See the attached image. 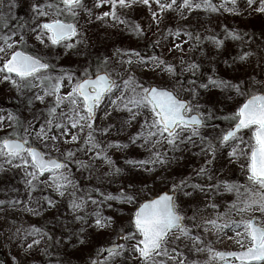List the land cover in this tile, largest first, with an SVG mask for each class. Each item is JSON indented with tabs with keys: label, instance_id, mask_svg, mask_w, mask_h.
Here are the masks:
<instances>
[{
	"label": "snow or ice",
	"instance_id": "1",
	"mask_svg": "<svg viewBox=\"0 0 264 264\" xmlns=\"http://www.w3.org/2000/svg\"><path fill=\"white\" fill-rule=\"evenodd\" d=\"M141 3L151 7L154 2L156 10L151 11V17L158 26L160 18L168 9L180 11L187 9L205 8L212 11H218L216 5L211 0H94L93 8L109 5V11L101 12L96 15L97 20H106L111 18L117 23H124L128 26L129 31L136 36L145 35V28L140 23L129 21L127 17L122 18L118 13V8H132L135 4ZM248 6L258 3L259 12H264V0H247ZM233 7L228 11H235L237 0H231ZM15 0H9L7 5V15L3 12L5 7L4 0H0V21L3 27L8 29L3 35H0V73H3L2 80L13 85L18 92L23 94L26 89H36L33 99L43 102L46 97L51 96L52 100L47 108V118L39 125L36 136L44 141H51L52 147L55 148L56 142L70 137L71 141L79 140V132H83L85 127L88 129L84 141L85 146H90L89 151H94L96 158L103 157L108 164L113 161L108 156L105 147L96 139L94 132L96 112L99 106L109 99L110 106L127 110L129 121L135 120L142 112L145 115L140 131L131 137V141H142L141 147L145 143L151 145L150 155L143 160H129L128 163L134 167L145 168L146 165H167L170 157L168 152H176L186 144H195L193 137H199L200 143L204 145L202 152H211L215 158L219 148L222 146L230 147L229 156L238 158L241 155L246 156V179L247 184L240 185L236 182L220 180L216 184L202 185L199 183L190 184V176L173 181L171 189L157 194L154 197L146 198L128 186L127 189L121 188L116 194L101 193L105 200H119L128 204L135 205L132 213L131 226L132 230L124 233L118 240L123 243L113 242L109 247L101 249L98 256L100 260H91L90 264H117V261L130 253L129 258L134 259L135 264H189L181 244L184 240H189L192 250L196 253H209V261L203 264H210V261L219 260L220 264H264V87L261 90H242V85L224 80L218 76H210L207 83H199L196 80L187 81L191 87H185V82L180 79L184 72L195 75L200 68V64L195 61L186 62L181 58L180 65L166 60L162 55H142L141 51L136 48L116 49V55L120 58V65L127 64V79H121L117 83V77L102 65L109 63V57L105 56L97 64L94 71L85 68L83 75L77 77L74 72L60 69L59 73L55 71V66L48 62L47 58L34 55L23 50L26 43L24 38V29L28 22L12 25V11L16 7ZM31 10L34 13L32 19L35 21L40 17L47 19L36 23L30 30L35 34V38L49 47L63 45L65 49L74 48L77 44L84 42V34L79 26L80 12H87L89 16L93 15L92 8L87 7L85 0H44L43 3H32ZM169 36L181 38L187 36V41L180 39V43H173L169 51H183L182 45L189 43L191 47H197L201 43V37L194 35L191 31L177 28L175 31L168 29ZM17 35L20 39H14ZM226 35L233 39L240 37L236 32L228 30ZM203 39L210 40L217 47L223 45L215 35L205 36ZM157 45L159 41L155 42ZM191 50V48H190ZM251 53L245 52L240 59H246ZM135 63L150 70H159L160 73L166 74L169 78L168 83L157 84L150 81L141 83L131 71V66ZM119 75V74H118ZM65 80L68 81L70 91L62 92L65 86ZM264 85V82H262ZM209 87L220 89L235 90L238 96L243 98L242 103L234 112L228 113L222 119L229 121V127L222 130L221 136L217 138L214 144L207 137L201 135V128L205 127L207 121L211 118L212 112H202L199 104H193L191 100L184 98L181 92H191L193 97H198V89H208ZM179 89V90H178ZM119 95H116V93ZM113 97H115L113 99ZM32 103V100H29ZM67 105L66 110L59 111L62 106ZM109 115V113H105ZM9 119L18 118L10 116ZM3 120V117H0ZM108 127L99 129L102 133L109 131ZM61 130L55 134L53 129ZM76 129V132L72 130ZM243 130H248L251 135L245 142ZM35 131V129H33ZM31 133L28 129L24 130L21 136L18 132L13 133L14 138H0V156L7 158V163L11 164L13 160H19L17 167L24 166L26 169L25 183L29 188V199L31 192L37 188L34 183L45 173L49 174L52 186L61 195L69 186L74 184L70 179L71 173L66 170L68 165L66 159L74 156L72 150H68L65 159L54 157L50 153L41 151L35 146H31L27 139ZM123 146L119 142H110L107 147ZM162 149V150H161ZM247 149V151H246ZM56 151H59L56 148ZM81 167H87L83 161H76ZM211 161H206V164ZM115 172L119 173L122 169L116 167ZM146 171L153 169L145 168ZM196 176H207L209 180L212 176L209 170L202 166L196 172ZM47 183V181H44ZM191 187L194 190L199 189L201 192L220 189L226 192H234L236 199L232 201L230 208L224 213H218L216 218L205 220V225H210L218 233L224 229L242 228L243 232H237L236 236L240 237L238 251H218L210 244L201 248L198 243H203L200 235H193L192 229L185 223V216L177 202V193ZM97 191H99L97 189ZM185 196L191 193L184 191ZM73 199L70 206L74 212L86 207L87 201L84 196H76L72 193ZM88 200L97 205L96 210L92 213L95 217L91 226L96 229H106L111 227L115 221L111 216L102 214L100 202L93 199L90 194H86ZM47 203L52 206L55 201L51 197H44ZM21 203L19 200H0V205H16ZM109 208L111 204L107 205ZM212 208L219 207L211 204ZM39 204L37 209L26 206L27 211H34L39 214ZM229 210L237 212L252 213L249 218L239 221L227 218ZM259 212L257 217L254 213ZM76 220L87 221L86 215H76ZM196 219L195 215L191 218ZM19 233L20 229L16 230ZM84 231L83 228L80 229ZM26 235L29 230H25ZM41 230L31 226L30 233L33 236L40 235ZM120 232H124L121 228ZM246 242V243H245ZM39 240L34 239L33 244H38ZM106 253V256H102ZM175 253V255H173ZM231 257L232 259H227ZM191 264H199L198 261H191Z\"/></svg>",
	"mask_w": 264,
	"mask_h": 264
},
{
	"label": "rangeland",
	"instance_id": "2",
	"mask_svg": "<svg viewBox=\"0 0 264 264\" xmlns=\"http://www.w3.org/2000/svg\"><path fill=\"white\" fill-rule=\"evenodd\" d=\"M15 2L17 6L12 11V25L21 24L25 21L28 22V26L24 29L23 33L26 40V43L22 46L23 50L47 58L48 62L55 66L57 73H59L60 69H65L74 72L77 77H80L83 75L85 68L94 71L102 58L107 56L109 57V63L102 66L107 67L113 76L117 77V83L119 84L121 79H127L125 69H128L129 66L127 64L120 65V58L116 55L115 50L136 48L138 51H141L142 55H162L164 59L172 61L177 65H180L181 58L186 62L195 61L200 64L199 71L202 68L208 71L204 78L205 83H207L208 77L218 76L232 83L241 84L242 90H261L264 87L262 85V82H264V40L255 37L257 36L256 34H259V36L264 34V12L256 10L259 6L258 3L249 7L247 0H237L235 11H228V8L233 7L231 0H211L216 5L218 11L205 8L192 9L191 11L187 9L180 11L168 9L161 16L158 26L151 17V11L157 9L154 2L151 4V7L138 2L132 8H118L117 11L122 18L127 17L129 21L138 22L145 28V33L148 37L143 40V36H136L129 31L128 26L124 23H117L110 17L106 20H97L95 18L96 15L109 11L110 6L105 4L101 7L93 8L94 0H85L87 7L92 8L93 15L89 16L87 12H80L79 26L81 32L84 34V42L77 44L74 48L65 49L63 45L49 47L41 43L30 30L35 27L36 23L47 19L45 17H40L35 21L32 19L34 13L31 10V4L34 2L43 3L44 0H15ZM181 2L182 0H177L178 4ZM4 3L3 12L7 15L9 0H4ZM194 14H197V16L195 17ZM221 16L227 18L226 22L223 21L224 19ZM227 26H229V30L236 32L240 38L233 39L231 36L226 35L224 28ZM177 28L191 31L194 35H199L201 37L200 45L191 47L189 43H185L182 45L183 51H169L173 43H180V39L187 41V36L176 38L167 34L168 29L175 31ZM5 32H8V29L4 28L3 22L0 21V35H3ZM212 35L223 41L221 47H217L210 40L203 39L205 36ZM14 39L18 40L20 36L17 35ZM156 41H159L158 45L155 43ZM245 52L251 53V55L246 59H240ZM0 55H3L5 59L7 58L4 54ZM233 55H235L236 61L233 65H230L229 61ZM227 56H229V61L226 60ZM232 58L234 59V57ZM131 71L134 72L136 79L141 83L145 81L157 84L169 82L168 76L160 73L159 70H150L135 63L131 66ZM197 73L193 75L192 73L184 72L181 75L180 79L185 82V87L192 86L187 81H200L196 77ZM2 75L3 73H0V117H3V120H0V134L7 133L6 137L14 138V132L24 134V130L28 129L31 133L27 137L30 145L36 146L41 151L50 153L52 156L61 159H65L66 152L72 150L71 148L75 144L85 140L88 133L87 127H85L83 132H79V140L73 142L70 137L67 140L62 138L56 142L55 148L52 147L50 140L44 141L37 138L35 133L39 130V125L47 118V108L51 103L52 97H46L43 102L35 100L33 97L37 91L36 89H26L21 94L9 82L3 81ZM200 83L202 82L200 81ZM209 88L205 90L198 89V97H193L191 92H181V95L191 100L193 104H199L202 112H212V116L207 121L206 126L201 128V135L207 137L215 144L217 138L222 134V124L226 122L222 117L234 112L239 104L242 103L243 98L238 96L235 90L232 89ZM68 91H70V87L68 81L65 80L62 92ZM116 95H119V93L117 92ZM30 99L32 103H29ZM66 108L67 105L62 106L61 109H58V112L64 111ZM106 112L109 115L106 116ZM129 115L127 110L110 106V101L107 98L96 112L95 126L97 130L94 132V135L97 141L105 147L113 164H108L103 157L96 158L94 156L95 150H88L90 146H85L82 148L84 152H80L76 156L74 154L71 159L66 160H73L77 157L80 161L87 164L88 170L92 167L88 177H91L95 181L105 178L107 174L108 176L114 175L116 167L122 169L123 174L116 177V179L114 178L115 189H113V194L118 193L121 188L127 189L131 185L140 196L151 198L171 188L173 181H178L180 178L186 176L192 178L189 182L190 184H216L220 180L236 182L240 185L247 184L246 156L241 155L238 158L230 157V147L222 146L219 148L215 158H213L211 152L201 151L204 145L200 143L199 137L192 138L195 141L194 145L186 143L182 149H178L176 152H168L170 160L167 165L153 166L149 164L145 168L153 169L152 171H146L145 168L137 167V171L130 172L127 167L129 165L128 161L146 159L150 155L151 145L145 143V146L141 147L142 141L132 142L130 139L135 133L140 131L144 117L148 114L142 112L135 120L131 121H129ZM10 116L18 119H9ZM108 126L111 127L107 133L99 131L101 127ZM60 131L59 129H53L55 134H59ZM72 131L76 132L77 130L73 129ZM242 134L244 135L245 142H247L251 133L248 130H243ZM110 142H119L120 145H126V147H107ZM56 148L59 151H56ZM209 160L211 163L206 164V161ZM0 161H2L0 165L6 166L8 164L6 157L0 156ZM18 164H20L19 160H13L8 166L18 168L20 169L18 173L23 172L25 174V167H17L16 165ZM202 166L209 170V174L212 176L211 180L207 176H196V172ZM66 171L69 172V167ZM11 177L14 176L11 175ZM41 179L42 186H45L42 187L45 188V192L49 193L53 199L56 198L57 194L55 193L58 192L52 186L49 174L45 173ZM44 181H47V183H44ZM184 191L191 193V195L185 196L183 194ZM235 199L236 194L234 192H226L222 187L218 190L213 189L206 192L188 187L182 192L177 193V202L185 216V223L192 229L193 235H200L204 241L202 244L198 243L197 246L203 248L210 244L218 251L240 250L238 243L240 237H237L236 233H242V228L224 229L222 233H218L210 225L203 223L205 220L216 218L218 213H224L226 209L230 208L232 201ZM117 202H119L121 210L114 213L113 218L115 223L109 227V230H111L110 235L114 237L107 243L117 240L118 237L132 230L131 225H129V217L132 220L135 205L124 201ZM213 203L219 207L212 208L211 204ZM128 207L133 208L132 213ZM33 209H35V206H33ZM254 214L257 217L260 216L259 212H255ZM193 215L196 217L194 221L191 219ZM250 215L252 213L229 210L227 218L239 221L242 218H249ZM260 218L264 219V217ZM22 224L23 214H18L17 212V214L5 213L4 215H0V247L5 249L7 246L15 243L20 235ZM121 228L124 229L123 233L120 232ZM17 229H20L19 233H17ZM181 248L189 264H191V261L199 262L202 260L200 255L203 252L196 253L192 250L189 240H184ZM129 255L130 253H126L124 257H121L117 261V264H135L134 259H130ZM209 259V253H207L203 261H209ZM210 264H220V261H210Z\"/></svg>",
	"mask_w": 264,
	"mask_h": 264
},
{
	"label": "trees",
	"instance_id": "3",
	"mask_svg": "<svg viewBox=\"0 0 264 264\" xmlns=\"http://www.w3.org/2000/svg\"><path fill=\"white\" fill-rule=\"evenodd\" d=\"M194 16L196 17L197 14H194ZM221 18L226 22L227 18L225 16H221ZM228 27L224 28L225 33L229 30ZM256 35V38L264 40V34L262 36ZM142 36L143 40L148 37L146 33ZM232 57L230 61L229 56L226 57L230 65H233L236 61L235 55ZM206 73L208 71L202 68L196 77L202 83H205L204 78L207 75ZM229 124V121L222 124L223 129L228 128ZM19 134L23 135L22 133ZM6 136L7 133L0 134V138ZM84 141H80L71 148L75 156L80 152H84V149L81 147L84 145ZM76 161L80 160L77 157L73 160H66L69 167L68 173H71L69 178L74 181V184L67 188L64 192V197L55 193L57 196L54 199L49 193L45 192V188H42L45 186H42V176H40L34 182L37 184V188L31 192L30 200L29 188L25 183V180L30 179V177H26V174L23 172L18 173L20 169L8 166L9 163L6 166L0 165V200L21 201V203L16 205H0V215H4L5 213L17 214V212L18 214H23V224L18 239L5 249L0 247V264H90L91 260L99 259L98 253L101 248L109 244L107 242L114 236L110 235L111 230H109V227L101 230L91 226L95 219L92 213L96 210L97 205L88 200L86 194H90L93 199L100 202L103 215L114 217V213L121 210V206L117 202L119 200H105L101 193L105 195L113 193L115 179L123 174V170L119 173L115 172L114 175L108 176L107 174L105 178L95 181L91 177H88L92 167L88 170L87 167H81ZM101 164L103 163L101 162ZM127 167L130 172L137 171V167L130 164ZM11 175L14 177H11ZM73 192H75L76 196H84L87 201L86 207L77 212H74L70 206ZM44 197H51L55 201V204L50 206ZM38 204V215L34 211L26 210V206L31 208L35 206V209H37ZM108 204H111L112 207L109 208ZM129 210L132 213L133 208H129ZM76 215H86L87 221L76 220ZM129 221L131 222L130 217ZM31 226L39 228L41 230L40 235H31ZM81 228L84 229L83 232L80 231ZM25 230H29L27 235ZM34 239L39 240V243L33 244L29 248L28 246L32 244Z\"/></svg>",
	"mask_w": 264,
	"mask_h": 264
},
{
	"label": "bare ground",
	"instance_id": "4",
	"mask_svg": "<svg viewBox=\"0 0 264 264\" xmlns=\"http://www.w3.org/2000/svg\"><path fill=\"white\" fill-rule=\"evenodd\" d=\"M206 254H207L206 252H203V253L200 255V258H201L202 260L199 261V264H203V262L206 261V260L203 261V258H206Z\"/></svg>",
	"mask_w": 264,
	"mask_h": 264
},
{
	"label": "water",
	"instance_id": "5",
	"mask_svg": "<svg viewBox=\"0 0 264 264\" xmlns=\"http://www.w3.org/2000/svg\"><path fill=\"white\" fill-rule=\"evenodd\" d=\"M9 138H12V137H9ZM36 147V146H35ZM164 192V191H163ZM162 193V192H161ZM123 240L121 239V240H118V241H116V242H122ZM112 243H110V244H108L107 246H105V248H107V247H109L110 245H111ZM102 256H106V253H102ZM228 258H231V257H228Z\"/></svg>",
	"mask_w": 264,
	"mask_h": 264
}]
</instances>
